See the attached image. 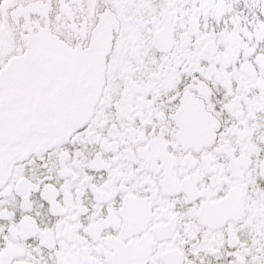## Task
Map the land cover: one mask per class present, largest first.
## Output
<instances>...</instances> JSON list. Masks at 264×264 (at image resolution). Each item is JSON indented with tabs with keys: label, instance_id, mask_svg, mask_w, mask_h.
<instances>
[{
	"label": "snow or ice",
	"instance_id": "1",
	"mask_svg": "<svg viewBox=\"0 0 264 264\" xmlns=\"http://www.w3.org/2000/svg\"><path fill=\"white\" fill-rule=\"evenodd\" d=\"M0 264H264V0H0Z\"/></svg>",
	"mask_w": 264,
	"mask_h": 264
}]
</instances>
